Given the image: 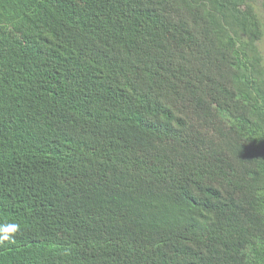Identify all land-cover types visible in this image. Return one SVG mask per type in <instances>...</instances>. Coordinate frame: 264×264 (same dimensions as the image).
<instances>
[{
    "label": "trees",
    "instance_id": "obj_1",
    "mask_svg": "<svg viewBox=\"0 0 264 264\" xmlns=\"http://www.w3.org/2000/svg\"><path fill=\"white\" fill-rule=\"evenodd\" d=\"M252 3L0 0V264H264Z\"/></svg>",
    "mask_w": 264,
    "mask_h": 264
},
{
    "label": "clouds",
    "instance_id": "obj_2",
    "mask_svg": "<svg viewBox=\"0 0 264 264\" xmlns=\"http://www.w3.org/2000/svg\"><path fill=\"white\" fill-rule=\"evenodd\" d=\"M19 230V225L9 224L7 226L0 227V244L5 241L11 242L14 239V234Z\"/></svg>",
    "mask_w": 264,
    "mask_h": 264
},
{
    "label": "rangeland",
    "instance_id": "obj_3",
    "mask_svg": "<svg viewBox=\"0 0 264 264\" xmlns=\"http://www.w3.org/2000/svg\"><path fill=\"white\" fill-rule=\"evenodd\" d=\"M262 2L263 0H253V6L255 7V10L257 12V14L259 15L262 23H263V27H264V11L262 8ZM259 48L260 51L262 52L263 56H264V37L263 40L259 43Z\"/></svg>",
    "mask_w": 264,
    "mask_h": 264
}]
</instances>
